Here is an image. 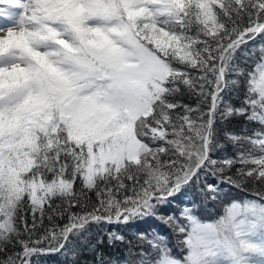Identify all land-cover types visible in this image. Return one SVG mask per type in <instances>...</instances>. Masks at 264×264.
Listing matches in <instances>:
<instances>
[{
    "label": "snow or ice",
    "instance_id": "obj_1",
    "mask_svg": "<svg viewBox=\"0 0 264 264\" xmlns=\"http://www.w3.org/2000/svg\"><path fill=\"white\" fill-rule=\"evenodd\" d=\"M50 257L264 264V0H0V264Z\"/></svg>",
    "mask_w": 264,
    "mask_h": 264
},
{
    "label": "trees",
    "instance_id": "obj_2",
    "mask_svg": "<svg viewBox=\"0 0 264 264\" xmlns=\"http://www.w3.org/2000/svg\"><path fill=\"white\" fill-rule=\"evenodd\" d=\"M185 102L191 104L193 107H195L196 105V98L195 97H186L185 98ZM233 196L237 197V198H243L240 196V194L238 193H232ZM222 208L220 203H215V204H209L207 208L201 209L199 211V216L202 219L208 220V219H214L216 214H219L221 212ZM160 228L163 232L168 233L169 230L164 228L163 225H160ZM170 238V242H171V246H173V251L174 252H178V249L175 247L176 245V240L174 238L171 237V235L169 236ZM57 258L55 257H50L48 258V262L49 264H55ZM59 259H62L59 258Z\"/></svg>",
    "mask_w": 264,
    "mask_h": 264
}]
</instances>
